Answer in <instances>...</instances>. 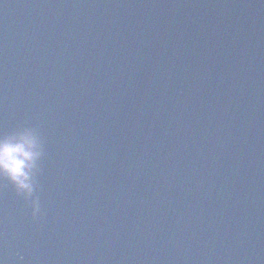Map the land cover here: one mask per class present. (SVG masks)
Here are the masks:
<instances>
[{"label":"water","instance_id":"obj_1","mask_svg":"<svg viewBox=\"0 0 264 264\" xmlns=\"http://www.w3.org/2000/svg\"><path fill=\"white\" fill-rule=\"evenodd\" d=\"M22 124L41 213L0 179L3 264H264V0H0Z\"/></svg>","mask_w":264,"mask_h":264},{"label":"clouds","instance_id":"obj_2","mask_svg":"<svg viewBox=\"0 0 264 264\" xmlns=\"http://www.w3.org/2000/svg\"><path fill=\"white\" fill-rule=\"evenodd\" d=\"M44 157L45 141L37 127L22 124L0 131V179L13 185L16 194L31 207L34 218L41 213L38 177L43 172Z\"/></svg>","mask_w":264,"mask_h":264}]
</instances>
